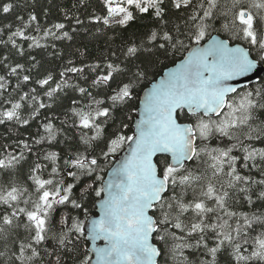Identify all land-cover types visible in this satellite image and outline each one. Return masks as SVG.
Returning <instances> with one entry per match:
<instances>
[{"label": "snow or ice", "instance_id": "6c2138e0", "mask_svg": "<svg viewBox=\"0 0 264 264\" xmlns=\"http://www.w3.org/2000/svg\"><path fill=\"white\" fill-rule=\"evenodd\" d=\"M103 4L107 15L94 18L106 26L127 25L145 14L157 27L146 34V40L131 42L120 64L108 62L91 81L90 88L107 89L103 97L63 79L65 72L83 73V67L65 69L61 82L53 81L51 73L35 81L41 87L48 85L44 96L49 100L65 87L78 91L80 99L71 101L62 121H71L74 136L67 139L78 135V145L75 149L70 145L66 155L33 152L26 140L14 141V147L0 146L3 264H65L60 250L74 249L85 227L77 217L57 214L62 206L82 209L79 201L90 190L96 197L106 194L99 219L91 218L87 230L93 242H107L95 248L96 264H158L164 251L153 240L163 243L172 264H221V258L226 264H264V214L238 213L229 206L236 193L245 194L251 203L253 186L261 189L257 199L264 200V146H257V142L264 145V85L241 93L230 83L239 77L250 79L249 74L259 77L264 71V0H229L223 10L220 0H103ZM13 7L4 2L0 11L9 13ZM36 19L30 15L24 27ZM219 20L220 28H214L213 22ZM212 32L227 33L228 38ZM44 35L55 33L46 30ZM15 37L31 40L29 48L41 46L19 27L0 43H11L23 55ZM62 37L71 39L68 32ZM161 50L164 55L170 50L186 55L175 69L151 83L141 100L142 110L132 109L140 114L134 135L122 133L120 129L128 125L120 120L117 130L106 137V127L116 124L122 106L136 98L137 86L148 79V64ZM7 59L4 56L0 63ZM4 67L8 75L17 77L13 92L18 98L4 97L9 81L0 75V125H29L51 104H45L35 88L22 90L21 82L31 80L30 75L21 78L22 64ZM97 68L99 64L92 71ZM45 120L43 134L32 137L33 145L50 144L64 131L50 117ZM102 138L104 147L96 154ZM214 139L219 143L212 146ZM127 141L134 144L131 154L112 168L108 180L95 175L102 187L86 184L76 198L78 184L66 178L83 183L81 177L90 179L104 171L101 158L109 159ZM242 169H256L261 178L244 175ZM83 211L88 219L87 209ZM49 239L56 241L54 250H43L42 255L40 246ZM79 264H92V256L83 253Z\"/></svg>", "mask_w": 264, "mask_h": 264}, {"label": "trees", "instance_id": "16d2710c", "mask_svg": "<svg viewBox=\"0 0 264 264\" xmlns=\"http://www.w3.org/2000/svg\"><path fill=\"white\" fill-rule=\"evenodd\" d=\"M4 2L13 3L14 7L9 13H3L0 11V28L4 31L0 32V41H7L11 32L16 29L22 28L25 31L26 36L36 37L39 40L40 47L29 48L28 45L32 43L31 40H24L20 37H15L17 45L22 46L24 54L20 55L16 48H13L11 43H0V60H3L4 56L8 59L0 63V75H5L9 81L7 85V91L4 92L5 98H18L17 93L13 92L15 85L17 84V77L8 75V69L4 67V64L15 66V64H22L24 67L20 70V76L30 75L31 80L29 82H21V88L24 92L30 91L35 88L39 98L45 104H51L50 108L41 109L40 116L37 119L30 120L29 125H18L16 123L8 122L0 125V146L4 144H10L13 147L14 141L26 140L33 146V152H46V151H58L62 155L67 154V150L71 145L73 149L78 145V135H75L73 140H68L67 137L74 136V130L69 128L71 121L68 124H62L65 120V113L68 112L72 106L71 101L73 99H80V94L73 87H65L62 92H59L53 100H49L44 96V93L48 90V85L41 87L35 83L36 80L42 79L49 73L53 76V81L61 82L60 73L70 67L84 68L83 73H71L65 72L64 80H67L69 85H79L81 87H89L91 81L95 79L96 75L105 71V65L108 62L120 64L124 60L123 52L131 42L140 43L146 40V34L152 29L157 27L152 22L150 15L138 14L134 21L129 22L127 25H115L110 24L108 26L103 24L102 20H96V16L107 15V9L103 4V0H0V4ZM222 9L229 4V0H220ZM35 14L37 19L32 21L27 28L24 27L25 23L29 21L30 15ZM22 17L23 19H18ZM77 20L80 23H77ZM173 23H176L175 16L172 17ZM222 20L214 21L213 27L220 28ZM62 23L65 25L63 29H56L53 26L55 24ZM6 25H11V28H7ZM46 30H50L55 33V36H45ZM63 32H68L71 39L62 37ZM221 34L224 38H228L227 33L212 32ZM56 36H61V39H56ZM207 39V38H206ZM115 53V55H113ZM186 53L169 51L167 55H164L163 51L157 52L156 56L152 59V62L148 64V79L142 81L137 86L135 91L136 98L130 100L127 105L122 106V111L117 113V123L111 124L106 127V137H111L113 132L119 127L120 120L128 125L127 128L120 129L125 136L134 135V122L137 112L132 111L133 108H137L140 103V97L143 91L156 79H158L163 72L183 59ZM35 59H32V58ZM71 62V63H69ZM99 64L100 68L92 71V67ZM123 66V65H122ZM264 77V75L262 76ZM123 77L117 76V80ZM52 87H55V83L50 81ZM264 85V81L261 79L250 86L240 89L238 92L243 93L246 90H252ZM115 87V84H113ZM89 90L94 95L100 94L103 97L106 88H96ZM2 91V90H0ZM234 95V94H233ZM28 109H25L24 115H28ZM46 117L52 119V123L57 128H63L62 134L57 136V139L52 143H43L41 145H33L32 137H38L39 134H43L44 130L42 124L47 122ZM215 119V117H213ZM264 119V116H261ZM91 134V133H90ZM130 141L125 142L116 153L112 154L109 159L104 160L101 158V167L104 169L102 172L94 173L92 178L84 179L83 183L74 181L71 177H67L69 183H77L78 187L74 189L75 197L79 199L81 192L80 189L86 184L92 183L93 187H102L100 181H95V175L99 174L106 177L109 169L114 165L117 156L124 150ZM218 140L210 141L212 146L218 144ZM257 146H264L257 142ZM83 151V146H79ZM104 147V138L101 139L96 145L95 153L98 154L100 149ZM91 151V149L89 150ZM239 155V153H236ZM35 159L34 156L30 157ZM24 171H27L25 166ZM244 175H251L254 179H260L261 176L256 169L251 171L247 169L241 170ZM23 179V177H21ZM30 183V182H29ZM255 194L252 195V202L249 203L245 198V194L236 193L229 201L231 210L240 212H246L249 215L264 214V200L257 199L258 192L261 190L258 186H253ZM102 196V195H101ZM101 197H96L94 191H89L86 197L79 202L83 205L82 209H73L71 205L67 207H61L59 214L68 213L73 217H77L85 224V212L83 209H87L88 217L96 213V204ZM73 239H75L73 237ZM157 245L164 251V255L160 256L159 264H172L171 258L168 256L167 251L163 243L157 242ZM4 242L0 241V251L4 250ZM56 245V241L49 239L47 242L40 246L42 255H45L43 250L52 251ZM9 247H12L9 243ZM247 247V245H246ZM69 248H72L69 245ZM14 250V248H13ZM251 248H249V251ZM92 253L89 250V241L86 236L76 242V247L71 251L67 249H61L60 254L65 258V264H79L83 253ZM186 253L191 254L190 250H186ZM10 254V253H9ZM195 258V257H193ZM48 257L45 256V260ZM54 261V257L51 258ZM0 264H3V258H0ZM221 264H226V261L221 258Z\"/></svg>", "mask_w": 264, "mask_h": 264}, {"label": "water", "instance_id": "95a60500", "mask_svg": "<svg viewBox=\"0 0 264 264\" xmlns=\"http://www.w3.org/2000/svg\"><path fill=\"white\" fill-rule=\"evenodd\" d=\"M213 35H219L222 39H226V38H224V37H223L221 34H219V33H215V34H213ZM185 55H186V54H185ZM180 63H181V60H180L179 62H177L176 64H174L173 66L167 68V69L163 72V74H162L158 79H156L155 81H158V80H160L161 78H163V77L165 76L166 73H168L169 71L175 69ZM263 75H264V71H262V72L260 73V76H259V77L256 76V75H254V74H249V76L251 77L250 79L245 78V77H239V78H237V79H235V80H233V81H230V83L234 84V85L237 87V90L239 91V90L242 89V88H245V87L250 86V85H252V84H254V83H257ZM155 81H153V82H155ZM153 82H152V83H153ZM150 87H151V83H150V85H149V86L143 91V93L141 94V97H140V103H139V106L141 107V110H142L141 100H142V98H143L145 92H146V91L148 90V88H150ZM213 117H215V116H213ZM139 118H140V114H139V112H137V115H136V118H135V122H134V133H135V130H136V128H135V126H136V122L139 120ZM132 147H134V144H133L132 141H130V142L128 143V145L124 148V150H123V151L117 156L114 165H113V166L109 169V171L107 172V175H106L104 181H107V180H108V178H109V174H110L112 168H113L114 166H116L117 164H119L120 162L124 161V160H125L130 154H131V148H132ZM158 155H159V154H158ZM105 195H106L105 193H102L101 198L97 201V204H96V213L90 215L89 218L86 220V222H85V224H84V227H85V236H86L87 240L89 241V249H90V252H91L92 255H93V257H92V264H96V253H95V248H103V247H105V245H106L107 242L104 241L103 239H100V240H97V241L93 242V241L91 240V238L88 237V232H87V230H88V228L90 227V220H91V218L99 219L100 214H101V200L103 199V197H104ZM153 242L156 243L155 240H153ZM157 246H158V245H157ZM158 247H159V246H158ZM159 259H160V256L157 257V262H158V264H159Z\"/></svg>", "mask_w": 264, "mask_h": 264}, {"label": "rangeland", "instance_id": "374dc122", "mask_svg": "<svg viewBox=\"0 0 264 264\" xmlns=\"http://www.w3.org/2000/svg\"><path fill=\"white\" fill-rule=\"evenodd\" d=\"M118 18V17H117Z\"/></svg>", "mask_w": 264, "mask_h": 264}]
</instances>
